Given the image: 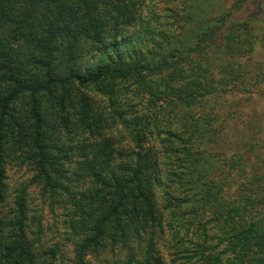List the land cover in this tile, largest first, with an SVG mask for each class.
Wrapping results in <instances>:
<instances>
[{"label": "trees", "instance_id": "16d2710c", "mask_svg": "<svg viewBox=\"0 0 264 264\" xmlns=\"http://www.w3.org/2000/svg\"><path fill=\"white\" fill-rule=\"evenodd\" d=\"M155 1L175 0H0V264H85L109 249L161 264L162 246L172 264H264V175L252 168L227 198L226 164L203 148L213 121L194 113L245 78L237 61L264 44V0H228L215 16L221 0H180L182 30L127 54ZM122 84L149 96L151 116L132 117ZM10 167H29L63 211L72 261L47 249L24 197L8 207Z\"/></svg>", "mask_w": 264, "mask_h": 264}, {"label": "rangeland", "instance_id": "374dc122", "mask_svg": "<svg viewBox=\"0 0 264 264\" xmlns=\"http://www.w3.org/2000/svg\"><path fill=\"white\" fill-rule=\"evenodd\" d=\"M229 7L230 1L221 0L212 15L215 16ZM255 7L256 4L252 5L251 11ZM185 13L186 9L180 0L148 2L143 11L144 25L133 30L134 46H128L126 53L136 51L148 55L157 52L165 36L176 35L182 30L184 26L182 18ZM237 63L244 69L245 78L229 83L225 86L226 93L207 98L194 111L202 122L209 119L213 121L214 137L205 140L203 148L221 164H226L216 178L224 183L227 198H233L238 189L249 181L252 168L259 169L264 175V44L259 43L252 54L241 57ZM117 89L122 96L127 97L128 103H131L132 117L153 114L148 106L149 96L145 92L127 84H122ZM89 95L98 109L104 110L110 105L109 100L99 94ZM158 117L159 120L165 121L161 115ZM118 127L120 126H114L109 133L114 135L120 148L128 151L129 142L123 141V129ZM171 127L172 129H169ZM175 129L172 123L165 122L160 131L166 133L167 130ZM160 142H156L157 149L162 150ZM164 157L163 153L162 164L165 163ZM242 170L245 175L241 176ZM33 177L34 173L29 167L9 168L8 207L15 208L18 197H24L30 223L40 224L47 249L58 246L65 262L72 261L74 249L66 241L68 237L63 211L56 207L52 209L48 196L43 195L41 189L34 184ZM167 233L166 240L170 239L169 228ZM210 236L212 237L213 233ZM161 249L163 251L161 264H172L163 246ZM125 259V252H111L109 249L106 252L89 255L85 259V264H122Z\"/></svg>", "mask_w": 264, "mask_h": 264}]
</instances>
